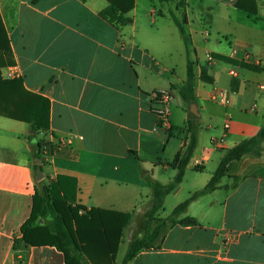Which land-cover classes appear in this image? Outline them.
I'll list each match as a JSON object with an SVG mask.
<instances>
[{
    "label": "crops",
    "instance_id": "1",
    "mask_svg": "<svg viewBox=\"0 0 264 264\" xmlns=\"http://www.w3.org/2000/svg\"><path fill=\"white\" fill-rule=\"evenodd\" d=\"M251 1L256 3L254 13L234 7L245 11L252 24L262 21L264 25L257 0ZM137 3L135 0L126 13L132 23L118 28L100 16L108 0H0V18L9 40V48H1L5 37L0 30L1 76L20 78L26 90L49 100V128L37 136L58 147L42 163L45 176L38 181L30 142L35 132L28 122L0 114V264H66L65 254L57 246L22 240L36 190L58 176L74 199L72 205L131 214L120 247L125 237L129 243L145 232L136 216L152 199L146 175L161 183L173 180L177 169L170 163L178 153L183 155L193 131L196 146L178 186L188 170H196L200 156L206 158L203 168L196 171L206 169L214 159L219 165L224 149L260 129L264 51H256L249 42L237 46V37H224V44L202 52L201 58L190 34L198 108L193 116L180 94L188 58L186 46L182 61L174 46L178 26L158 21L155 14L163 12L155 7L144 11L152 20L138 24ZM185 14L186 28L187 10ZM203 35L208 38L210 33ZM162 89L173 91L169 127L161 126L153 111L154 92ZM219 89L230 93L228 103L213 99ZM220 118L231 121L228 131L224 125L222 129L211 125ZM189 119L195 123L194 130L189 128ZM205 133L209 139L204 142L201 136ZM224 135L220 146L212 145L214 138ZM62 139L69 141L62 144ZM247 157L234 161L239 163L237 172L228 173L220 188L194 200L181 215H189L193 205L207 199L210 208L206 213L215 221L206 223L198 217L199 226L177 224L159 248L141 251L128 264H264V172L248 173L240 165ZM164 172L168 180H163ZM213 172L204 179L205 184ZM235 177L240 179L233 188ZM43 225L39 218L28 227V237L35 239V227Z\"/></svg>",
    "mask_w": 264,
    "mask_h": 264
},
{
    "label": "trees",
    "instance_id": "2",
    "mask_svg": "<svg viewBox=\"0 0 264 264\" xmlns=\"http://www.w3.org/2000/svg\"><path fill=\"white\" fill-rule=\"evenodd\" d=\"M162 2L177 1L178 7H184L186 0H160ZM242 1L235 5L238 8L245 9L251 13L256 12V4L253 2L252 9L242 6ZM247 1V0H246ZM109 4L100 12V16L108 20L116 27L121 28L132 23L133 19L126 16L135 4V0H108ZM178 26L186 46L187 54V78L180 87V94L189 105V113L193 116L198 112L196 105V96L194 92L195 83V62L191 59L190 41L191 36L185 28L187 23L186 14L183 20L173 18ZM0 30L5 37V45L9 48V40L6 36L5 28L0 18ZM8 51H10L8 49ZM217 58L230 61L226 56ZM233 62H237L233 60ZM3 63V61H2ZM1 64V63H0ZM243 64V63H242ZM1 66V65H0ZM243 66L258 70L259 67L243 64ZM0 114L26 121L36 132L31 134L30 142L33 148L35 159L41 158L45 163L44 151L48 150L52 156L57 145L45 140L39 139L37 134L42 130L49 128L50 102L47 98L32 93L23 87L20 78L4 79L0 71ZM161 125V122L159 121ZM191 130L195 129V123L188 120ZM264 113L263 123L258 132L249 138H245L236 145L224 149V155L213 172L209 181L204 187L192 192L185 200L180 202L166 218H160L158 213L163 209L165 198L173 192L183 181L186 167L194 152L196 146V135L193 131L190 143L183 155L178 153L171 166L177 169V174L168 183H161L150 175H146V181L152 189V199L149 207L144 212L146 219L144 223L145 232L141 237L134 238L128 243L127 251L121 264H128L141 251L159 248L167 232L175 225L199 226L200 221L192 215L182 214L186 212L189 205L197 198L213 192L221 187L220 183L223 177L228 175L231 164L234 161L241 160L244 156L260 158L264 161ZM135 156L133 151L130 152ZM37 164H34V172H37ZM43 166V165H42ZM201 170L198 165L194 167ZM240 178L235 177L232 187H236ZM74 202L62 182V177L58 176L56 181L45 183L41 189L36 190L34 196V209L31 217L23 225L24 240L27 243H48L57 246L65 254L66 264H114L118 252L119 244L123 235L124 228L128 223L131 214L129 212H117L102 208L87 209L83 205H72ZM83 210V213H80ZM39 218L44 220L42 227H35V239H30L27 235L28 227ZM157 221L154 228H149L151 221ZM20 240L15 241V245Z\"/></svg>",
    "mask_w": 264,
    "mask_h": 264
},
{
    "label": "rangeland",
    "instance_id": "3",
    "mask_svg": "<svg viewBox=\"0 0 264 264\" xmlns=\"http://www.w3.org/2000/svg\"><path fill=\"white\" fill-rule=\"evenodd\" d=\"M235 2L236 0H188L187 5L184 7H178L177 1L162 2L160 0H138L136 20L138 24L144 21L152 20V16L150 14L145 15L144 11H148L149 9L155 7L157 10H159V12H163V15L155 14L158 21L169 22L174 25L175 22L173 18L175 17L183 20L184 14L187 10L188 25H186V30L189 34H191L194 44L199 48L201 58H203L202 52L213 48L215 45H218V43L224 44V37H237V46H247L249 42L251 45L253 44L256 51H264L263 22L260 21L257 25L252 24L251 20L248 18V14L245 11L234 7ZM257 2L261 10L260 14L264 15V0H257ZM241 4L244 7H248L250 4H253V1L245 0ZM207 31L210 33V36L205 38L203 34H205ZM174 46L176 47L179 60L182 61L185 56V43L179 28H177V39ZM191 55L195 57V52L192 51ZM228 122L231 124L230 120H228ZM224 123L225 122L220 118L218 119V122L212 121L211 125L215 126L214 128L218 127L219 129H222ZM203 126L206 128V124ZM201 139L204 142L207 141L209 139L208 134L205 133L202 135ZM250 161H255V164L250 166ZM262 161L263 160L260 158L249 156L245 158L240 165L242 167H247L248 173L258 174L264 172V165L262 164ZM215 162L216 161L214 159V161H211L206 169H203L202 171H196L192 169L188 170L183 184L178 186L166 198L164 208L160 212V217L169 216L175 206L185 200L191 192L203 187L205 185L204 179L210 174L211 171H215V169L218 167V165H216L217 163ZM198 167L203 168L202 165H198ZM237 167H239V163L233 162L230 166L229 174L237 172ZM162 178L163 180H168L169 177L164 172L162 173ZM226 180H228V176L223 179V181ZM146 207L147 206H144L142 212L138 213L136 216L138 221L141 223L142 228H144L143 224L144 221H146L144 220L143 216L144 211L147 209ZM209 208L210 206L208 205L207 199H203L201 202L193 205L186 214L193 215L191 213H195L197 216H193L202 218L204 222H213L216 220V218L206 213ZM156 224L157 221L154 220L149 223V226L152 229L154 226H156ZM127 246L128 237H125L115 258L117 263L122 261L127 251Z\"/></svg>",
    "mask_w": 264,
    "mask_h": 264
},
{
    "label": "built area",
    "instance_id": "4",
    "mask_svg": "<svg viewBox=\"0 0 264 264\" xmlns=\"http://www.w3.org/2000/svg\"><path fill=\"white\" fill-rule=\"evenodd\" d=\"M247 59L250 58V54L247 53L245 56ZM231 74H236L234 70H230ZM213 99L219 100L222 103H228L229 98H230V93L228 91H225L223 89H219L213 93ZM154 99V107L153 111L155 114L158 116L159 121L161 122V126L169 127L170 126V116H171V101L173 99V91L170 89H162V90H157L154 92L153 95ZM230 128V123L228 122V119L226 120L224 124V129L225 131H228ZM226 135L222 136L221 138H214L212 140V145L213 146H220ZM69 141V139H62V144H66ZM44 157H45V162H48L50 158L52 157L49 153L48 150L44 151ZM205 155L200 156L196 160V165H201L205 159Z\"/></svg>",
    "mask_w": 264,
    "mask_h": 264
},
{
    "label": "water",
    "instance_id": "5",
    "mask_svg": "<svg viewBox=\"0 0 264 264\" xmlns=\"http://www.w3.org/2000/svg\"><path fill=\"white\" fill-rule=\"evenodd\" d=\"M34 132H36L35 130H33ZM35 163L38 165L37 166V173H36V179L38 181H40L41 179L44 178L45 174L43 172V169H42V163H43V160L41 158H38L35 160Z\"/></svg>",
    "mask_w": 264,
    "mask_h": 264
}]
</instances>
